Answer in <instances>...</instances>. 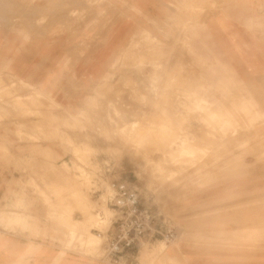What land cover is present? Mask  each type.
Listing matches in <instances>:
<instances>
[{
	"label": "crops",
	"instance_id": "crops-1",
	"mask_svg": "<svg viewBox=\"0 0 264 264\" xmlns=\"http://www.w3.org/2000/svg\"><path fill=\"white\" fill-rule=\"evenodd\" d=\"M188 2L185 0L186 4ZM88 3L89 0H0V81L10 78L30 87L31 91L24 92L22 97H32L33 91L60 107L83 111L87 104L95 103L94 87L106 80L108 69L119 62L126 51L131 53L137 43L146 44L152 40L154 43L146 45L145 53L147 56H151V51L158 53L166 44L151 38L150 34L158 35L162 30L169 34L167 30L173 28L168 17L180 15L174 9L178 0H98ZM219 4L218 11H209L203 23L195 22L188 29L190 50L187 52L191 57L188 61L195 66L189 64L192 69L185 70L188 62L178 55L180 60L173 68L179 69H172L168 75L170 79L176 78L178 85L162 91L179 96L174 104L179 120L172 123L182 125L188 120L187 114L193 113L190 118L201 122L200 118L209 126H215L216 131L224 129L227 133L221 140H213L202 130L201 139L209 140L207 145L218 143L220 148H226V138L234 145L231 138L264 137V124H253L254 120L264 119V0H219ZM65 5L69 7L68 11H63ZM193 9L195 13L182 14L180 23L183 19H194L193 15L200 9ZM178 10L183 11L184 6ZM82 11L86 15H81ZM44 18L43 24L40 20ZM150 47L153 49L148 52ZM177 63H181V67ZM237 64L241 69H235ZM219 67L223 71L218 70ZM203 83L208 87H202ZM150 90L153 95L157 93L154 84ZM220 94L226 96V101H219ZM41 103L44 100L36 98L27 103V107L31 113L43 115ZM203 106L208 109L205 113ZM50 116L54 119L58 115L53 112ZM215 116L220 119L218 124L210 120ZM42 126V120L33 116L0 122V210L4 209V212L0 211V221L8 230L0 229V264H99L79 256H65V249L58 251L57 247L44 244L41 239L31 237L28 240L26 236L16 234L15 227L24 221L17 209L21 206L16 205V197L20 205L26 206L25 216L42 221L40 205L32 201L31 191L23 187L28 181L25 171L28 163L37 170L42 162L57 167L62 163L68 165L70 161V156L60 150L53 135L52 138L44 136V139L39 134L38 128ZM206 148L196 149L203 152ZM256 150L252 149L248 155L254 160V168H264V156L255 153ZM214 152L212 150L210 156ZM11 159L16 161L18 169L14 163H9ZM237 165L244 166L242 162ZM227 172L231 171L227 169L212 179L219 181L228 175ZM228 206L236 208L230 215L225 216L228 212L221 216L229 218L228 222L243 221L236 229L241 234L230 232L223 225L205 228L200 224L205 221L203 218L198 223L185 224V230H181L170 212L162 208L164 212H161L176 226V241L166 250L161 249L163 255H158L153 263L149 259L157 255L154 253L159 248H156V242L144 245L134 258L123 264H133L137 259L138 264H186L191 258L189 252L195 247L206 248L207 252L216 250L220 254L231 248L252 254L264 253V201ZM251 217H255L258 224H252ZM215 220L221 224L227 222L219 216L208 219ZM199 229L206 234L198 235ZM240 252L236 251L238 254L233 259L220 254L198 259L200 256L195 254L194 263L210 264L214 260L233 264L230 258L233 262L245 259L242 253L246 252Z\"/></svg>",
	"mask_w": 264,
	"mask_h": 264
},
{
	"label": "rangeland",
	"instance_id": "rangeland-1",
	"mask_svg": "<svg viewBox=\"0 0 264 264\" xmlns=\"http://www.w3.org/2000/svg\"><path fill=\"white\" fill-rule=\"evenodd\" d=\"M94 1L98 2V0H89V3ZM189 1L186 4L185 0H178V6L174 9L180 12V15L174 14L168 17L173 28L171 31L167 30L169 34L163 30L158 35L150 34L151 38H156L166 46H161L156 54L151 51L152 47L148 48V52L151 51L149 57L145 50L146 45L154 43L152 40H149L151 43H137L138 46L134 45L131 53L126 51L120 61L108 69L106 80L94 87L96 88L95 103L87 104L83 111L58 107L50 103L45 96L33 91L32 97L29 95L22 97L24 92L31 91L30 87L10 78L5 82L0 81V122L11 118L38 117L43 123V126L38 128L39 134L43 137L53 135L55 141H58L60 150L70 156L68 165L62 163L57 167L42 162L40 168L36 170L33 168L34 165L31 167L28 163V169L25 170L28 181L23 187L31 191L32 201L40 205L42 221L25 216L26 206L23 203L20 205V200L16 197V205L21 206L17 209L24 219L15 227L16 234L26 236L28 240L31 237L41 239L44 244L57 247L58 251L65 249V256H79L91 262L109 264L104 259L105 252L101 242L86 245L80 241L82 240L80 237L88 233L96 234L94 228L104 230L107 227L105 224L112 212L108 210L105 201L106 196L110 194L109 184L112 180L134 184L141 192L144 205L152 206L159 212L163 210L170 212L181 230H185V224L198 223L203 218L205 221L200 224L205 228L223 225L228 231L241 234L236 229L241 227L243 221L228 222L230 219L221 215L228 212L225 216L230 215V212L236 208H228L232 203L264 201V168H254V160L248 155L252 149H257L255 153L264 156V148H260L264 147L263 135L257 138L245 135L238 139L231 138L234 140V145L228 143L230 140L226 138L225 142L228 146L226 148H220L218 143L207 145L209 140L201 139L202 130L213 140L226 137V131L223 129L218 132L215 126H209L200 118L198 119L202 123L197 122L190 118L193 113L187 114L188 120L184 121V124L175 125L172 121L178 122L179 115L174 109V104L179 100V96L162 91L163 88L168 89L178 85L176 78L170 79L168 75L172 69H179L173 66L180 57L188 62L186 67L184 66L185 70H191L190 65L195 66L193 62L188 61L191 59L187 52L190 50L189 27L195 22L203 23L209 11H218L221 7L219 0ZM183 6L184 10L179 11L178 9ZM64 7L63 11L69 10L67 5ZM193 8L200 9L193 15L195 20L183 19L180 23V18H183L186 12H194ZM82 14L86 15L85 11H82ZM40 22L44 24L46 19H41ZM178 55L180 57L177 58ZM141 57H148L145 60L147 65L144 60L141 61ZM154 62H158L160 66L153 69ZM177 64L181 67V63ZM235 69L241 68L237 64ZM218 70L223 71L221 67ZM164 71L169 72L164 73ZM162 77L163 79L167 77L165 84H162ZM155 79L157 81L154 82ZM152 84L157 92L155 95L150 90ZM202 87L208 86L203 83ZM36 98L44 100V103H41L43 115L31 113L27 107V103L34 102ZM203 98L206 99V96ZM218 99L221 102L226 101V96L220 94ZM203 109L204 113L208 111L205 106ZM45 112L50 115L54 112L58 116L54 117V121ZM210 120L215 124L220 122L217 116ZM253 124L262 125L264 119L254 120ZM189 145L198 149L207 148L202 152L194 147L190 148ZM212 150L215 152L210 156ZM8 161L14 163L16 169L19 168L15 160ZM55 162L56 160L53 159V163ZM241 162L244 166L237 165ZM227 169L231 171L227 172V176L219 181L212 179ZM258 187L261 189L252 190ZM0 211L4 212V209ZM212 216H219L220 220L227 222L221 224L219 220L208 221ZM103 219L102 223L105 224H100ZM251 221L252 224H258L255 217H251ZM0 229L7 230L1 221ZM197 234H206V232L199 229ZM94 239L96 240L95 236ZM172 243L174 242L162 243L160 245L162 247L154 252L157 255L151 256L149 262L153 263L158 255H163L161 249L166 250ZM205 249L195 247L189 252L191 258L186 264H197L194 263L195 254L200 256L197 257L198 259L218 257L220 254L216 250L207 252ZM236 251L246 252L244 249L231 248L220 255L233 259L238 254ZM242 256L245 258L242 261L235 259L233 262L230 258V262L264 264V253L246 252L242 253ZM225 262L222 263L230 264L229 261ZM209 263L221 264L220 261L214 260ZM133 264H138V259Z\"/></svg>",
	"mask_w": 264,
	"mask_h": 264
},
{
	"label": "built area",
	"instance_id": "built-area-1",
	"mask_svg": "<svg viewBox=\"0 0 264 264\" xmlns=\"http://www.w3.org/2000/svg\"><path fill=\"white\" fill-rule=\"evenodd\" d=\"M109 187L111 191L105 205L112 216L104 230L93 229L103 240L104 258L109 264H121L134 258L144 245L175 240L176 226L152 206L144 205L138 187L116 180H112Z\"/></svg>",
	"mask_w": 264,
	"mask_h": 264
},
{
	"label": "bare ground",
	"instance_id": "bare-ground-1",
	"mask_svg": "<svg viewBox=\"0 0 264 264\" xmlns=\"http://www.w3.org/2000/svg\"><path fill=\"white\" fill-rule=\"evenodd\" d=\"M156 49V48H155ZM132 52V51H131ZM149 57V56H148ZM148 57H141L142 59H141V61H143L144 60V63L145 64H147V62L145 61V60H147V58ZM149 60V59H148ZM144 64V65H145ZM152 64V63H151ZM155 64V65H154ZM153 65H154V67H153V69H155L158 65L160 66V64H158V62H156V63H154ZM140 65V64H139ZM149 66V65H148ZM152 68V67H151ZM162 69H163V66L161 67ZM160 67H159V69H161ZM152 69V70H153ZM158 69V68H157ZM156 69V70H157ZM164 70V69H163ZM152 72V71H151ZM153 73V72H152ZM160 79V78H159ZM153 81V80H152ZM155 81H157L156 79L154 80V82ZM166 82V81H165ZM163 84V83H162ZM165 84V83H164ZM164 86V85H163ZM162 87V86H161ZM160 87V88H161ZM164 89V88H163ZM138 90V89H137ZM158 90V89H157ZM140 91V90H139ZM142 93V92H141ZM155 93H156V91H155ZM15 94V93H14ZM22 98V97H21ZM50 102V101H49ZM51 103V102H50ZM53 104V103H52ZM91 104V103H90ZM53 105H56V104H53ZM93 105V104H92ZM56 106H58V105H56ZM58 107H60V106H58ZM83 114V113H82ZM75 119V118H74ZM77 120V119H76ZM72 124V123H71ZM156 128V127H155ZM191 129V128H190ZM132 130V129H131ZM124 131V130H123ZM204 131V130H203ZM206 136V135H205ZM169 145V144H168ZM187 145V144H186ZM158 149H160V148H158ZM185 149V148H184ZM211 149V148H210ZM211 154V153H210ZM181 160V159H180ZM141 181V180H140ZM83 183V182H82ZM66 202V201H65ZM69 206V205H68ZM87 207V206H86ZM64 208V207H63ZM108 208V207H107ZM108 210H110L109 208H108ZM62 212H63V210H61ZM99 211V210H98ZM111 211V210H110ZM112 212V211H111ZM107 215V214H106ZM111 216H112V214H111ZM110 216V217H111ZM105 218H107V217H105ZM104 221V219L103 220H101V222H100V224H105V223H102ZM77 222V221H76ZM79 222H81V221H79ZM84 222V221H83ZM82 222V223H83ZM106 222V221H105ZM78 223V222H77ZM82 223H80V224H82ZM108 223H109V219H107V223L105 224V225H107L108 226ZM75 225H77L76 223H75ZM77 227V226H76ZM78 229V228H77ZM81 233V232H80ZM79 233V234H80ZM85 233V232H84ZM87 233V232H86ZM82 234V233H81ZM83 235V234H82ZM81 235V236H82ZM75 236V235H74ZM94 236H95V238H96V240L94 239ZM78 237H80V236H78ZM71 238V237H70ZM80 238H82V240L80 239V241H82L83 242V244H91L92 242H101L102 244H103V240L100 238V237H98L96 234H92V233H88V234H85V235H83L82 237H80ZM74 239V238H73ZM176 239H177V237L175 238V240L174 241H172V242H175L176 241ZM79 240V239H78ZM161 242H164V241H157L156 243V248H158V247H160V245L162 244ZM166 243V242H165ZM85 245V246H86ZM149 246V245H148ZM103 247V246H102ZM86 248V247H85ZM87 248H89V247H87ZM155 249V248H154ZM95 250V249H94ZM145 250H146V248H145ZM95 252V251H94ZM98 253V252H97ZM152 253V252H151ZM96 254V253H95ZM105 259V258H104ZM106 260V259H105ZM107 261V260H106ZM105 262V261H104ZM108 262V261H107Z\"/></svg>",
	"mask_w": 264,
	"mask_h": 264
}]
</instances>
